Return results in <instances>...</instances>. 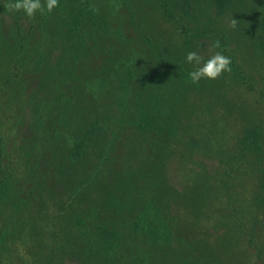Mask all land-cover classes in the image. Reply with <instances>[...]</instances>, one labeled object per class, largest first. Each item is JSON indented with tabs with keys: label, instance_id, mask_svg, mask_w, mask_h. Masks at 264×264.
I'll list each match as a JSON object with an SVG mask.
<instances>
[{
	"label": "rangeland",
	"instance_id": "1",
	"mask_svg": "<svg viewBox=\"0 0 264 264\" xmlns=\"http://www.w3.org/2000/svg\"><path fill=\"white\" fill-rule=\"evenodd\" d=\"M107 1L100 4L106 2L110 10L115 7L109 21L115 26L125 21L137 44L151 45L148 50L159 60L153 63L164 68L170 66L171 56L186 59L178 28L164 21L152 6L136 0L135 16L128 23L120 1L111 0L110 5ZM8 2L0 0V140L1 163L11 169L12 194L0 203V264H85L79 254L88 239L84 234L90 205L105 196L94 190L70 199L74 195L71 186L93 158L88 147H83L76 161L67 155L74 135L86 131L95 119L93 111L100 104L97 75L109 64L108 53L100 51L75 63L61 61L64 66L62 45L54 42L58 26L53 17L61 15L66 4L59 2L46 13L47 19L39 13L30 19L23 11H9ZM246 6L249 24L257 37H264L253 1ZM231 15L220 18L229 30ZM29 34L30 40L25 39ZM196 52L205 59L212 54L208 43ZM244 58L257 82L254 87L236 85L227 72L193 84L187 72L182 79H170L168 100L158 98L157 108L172 116L170 152L163 172L181 198L172 203L162 231L124 246L126 264H180L184 258H195L199 264H264V208L256 200L260 194L257 167L251 163L237 168L236 164L235 179L226 187L221 182V160L234 162L230 159L242 149L244 131L251 126L264 131V96L259 91L264 89V59L252 60L247 49ZM188 65L194 69V64ZM78 107L83 111L77 112ZM53 127L59 131L55 133ZM125 129L114 150L117 170L143 156L148 161L153 157L148 144L132 142V130ZM220 185L224 188L218 189ZM152 188L149 195L154 193ZM227 188L230 198L225 195ZM202 196L207 197L206 205L199 211ZM148 200L139 209L141 216L152 205ZM229 202L240 207L234 217L229 215ZM166 231L170 237H163Z\"/></svg>",
	"mask_w": 264,
	"mask_h": 264
},
{
	"label": "trees",
	"instance_id": "2",
	"mask_svg": "<svg viewBox=\"0 0 264 264\" xmlns=\"http://www.w3.org/2000/svg\"><path fill=\"white\" fill-rule=\"evenodd\" d=\"M103 1L59 0L60 3L66 4V9L61 15L55 14L53 17V22L58 26L54 33V42L61 43L60 62L64 63L65 60L66 64L75 63L100 51L108 53L109 64L97 75L100 84L98 94L100 104L98 110L93 111L95 119L89 123L86 131L81 130L74 135L76 140L67 155L69 158L74 157L76 161V156L83 147H88L93 158L84 168L82 167V175L78 177L77 183L71 186L74 195L70 199L76 200L86 191L88 193L94 190L103 191L105 196L102 201L96 200V204L92 203L94 200L91 201L89 222H86L88 231L84 229L86 231L84 235L88 239L79 254L85 264H126L128 252L124 251V246L136 244L135 242L141 241L142 237L154 236L162 231L167 224L166 217L169 216L172 203L181 198L163 172L170 152L167 143L171 134L172 116L168 111L157 108L156 102L158 98L168 100L172 90L170 79H182L185 73L192 70L185 58L182 60L176 56L169 57V67L162 68L153 63L158 58L149 51L151 45L137 44L134 37L128 34L125 21L122 20L116 26L114 22L111 23L109 18L115 7L110 10L111 0L107 1L109 8L106 2L101 5ZM119 1L120 6L125 8V19L131 23L135 16L133 4L136 0ZM252 1L261 16L260 29L264 32V0ZM141 2L152 6L164 21L178 28L182 41L180 48L187 53L196 51L206 43L211 45L212 42L219 40L221 48L217 51L231 59L232 71L227 72L230 80L239 86L256 85L253 72L246 68L244 54L247 49L252 60L264 59V37L263 35L257 37L256 29L249 24L246 2L250 0H141ZM105 5L106 8L103 7ZM118 11L121 12L119 9ZM225 13H232L231 20L233 18L238 20L236 28L229 30L222 26L220 18ZM47 14L45 13L46 19ZM120 18L117 16V19ZM30 37H32L30 34L26 35L25 39L30 40ZM117 53L120 55L115 58L114 55ZM250 60L248 58L249 63ZM259 91L264 96V89ZM92 105L94 108V104ZM76 111L82 112L83 109L78 107ZM76 116L78 117V113ZM38 120L39 118L36 122ZM125 128L132 130L130 136L132 142L148 144L153 157L148 161L143 156L135 164L127 162L122 170H117L113 166L114 150ZM51 130L55 133L59 131L56 127ZM241 147L238 154L231 156L230 160L234 161L233 163L221 160L224 166L221 169V182L226 187L235 179L232 175L236 170L234 165L237 164V168H241L254 164L258 170L260 194L262 193L257 195V205L264 208V131L259 126L247 128ZM146 152L145 148L143 155ZM57 156L56 159L60 160L61 156ZM3 157L4 150L0 140L2 173L0 203L7 195L12 194L9 173L11 169L2 165ZM153 186L154 193L149 195L148 189ZM224 187L220 185L217 188ZM225 195L231 196L229 188ZM201 198L199 200L201 202L197 204L199 211L206 205L207 197ZM145 199L151 200L152 205L148 207V214L141 216L142 211L139 209H142L141 205L146 204ZM149 200L148 203L151 202ZM229 204L232 206L229 207L231 209L228 210L229 215L234 217V212L237 213L240 207L236 208L230 202ZM134 213L140 215L141 220L136 219ZM223 217L227 219L226 215ZM147 218L149 220H145ZM143 222L145 226H142ZM75 224L77 226L80 224L79 218ZM144 227L148 229V233ZM167 236L170 237L166 231L163 237ZM258 254L260 256L261 250ZM197 261L195 258H184L180 264H199Z\"/></svg>",
	"mask_w": 264,
	"mask_h": 264
},
{
	"label": "clouds",
	"instance_id": "3",
	"mask_svg": "<svg viewBox=\"0 0 264 264\" xmlns=\"http://www.w3.org/2000/svg\"><path fill=\"white\" fill-rule=\"evenodd\" d=\"M59 6V0H10L5 7L12 12L23 11L24 14L34 19L37 13L43 15L51 13ZM238 20L233 18L230 26L236 28ZM212 54L205 59L196 51H189L186 54V62L194 64V69L189 72V78L193 84H198L201 79H217L225 72H231V59L222 52L221 42L216 40L210 45Z\"/></svg>",
	"mask_w": 264,
	"mask_h": 264
}]
</instances>
